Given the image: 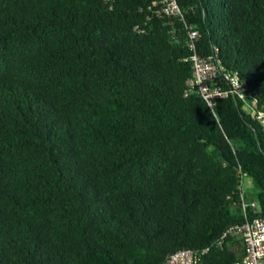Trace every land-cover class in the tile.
Here are the masks:
<instances>
[{"label": "trees", "instance_id": "trees-1", "mask_svg": "<svg viewBox=\"0 0 264 264\" xmlns=\"http://www.w3.org/2000/svg\"><path fill=\"white\" fill-rule=\"evenodd\" d=\"M165 2L0 0V264L242 257L222 235L264 216V124L244 110L264 112V0ZM194 55L230 91L213 107Z\"/></svg>", "mask_w": 264, "mask_h": 264}, {"label": "built area", "instance_id": "built-area-1", "mask_svg": "<svg viewBox=\"0 0 264 264\" xmlns=\"http://www.w3.org/2000/svg\"><path fill=\"white\" fill-rule=\"evenodd\" d=\"M164 12L168 14H177L180 8L176 0H166ZM199 33L197 30L190 28L189 36L191 39L190 47L195 50L194 41ZM194 62L195 78L190 81L192 87L196 86L201 95L207 100L211 107L214 106L213 99L227 97L230 91H222L218 88L212 89L209 81L216 77L214 63L211 58L201 59L197 55L192 57ZM226 79L232 84V92L237 93L243 99L247 95L243 89V83L236 76L226 75ZM252 115L264 124V112L260 111L256 101L250 103ZM243 190V189H242ZM242 206L245 211L251 208L254 214L259 213V204L253 202L251 205L246 203L244 192L241 193ZM229 236L237 237L243 247V255L234 264H264V216H255L248 218L243 223L231 225L222 235V239ZM207 252L205 250L203 253ZM199 252L191 249H182L171 254L162 264H197Z\"/></svg>", "mask_w": 264, "mask_h": 264}, {"label": "rangeland", "instance_id": "rangeland-1", "mask_svg": "<svg viewBox=\"0 0 264 264\" xmlns=\"http://www.w3.org/2000/svg\"><path fill=\"white\" fill-rule=\"evenodd\" d=\"M247 99H248V101H247L246 105L244 106V110L249 113L252 111V108L250 107L249 104H250V102H255V101L251 98H247ZM241 186H242L243 192L246 196V203L248 205H251L253 202H255L258 205L259 204L258 194H259L260 188L253 181V179L248 175H243L242 180H241Z\"/></svg>", "mask_w": 264, "mask_h": 264}]
</instances>
